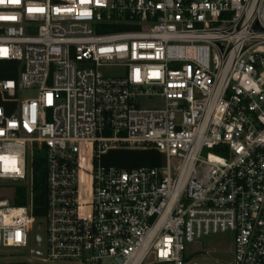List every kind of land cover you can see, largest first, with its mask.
Here are the masks:
<instances>
[{
    "label": "built area",
    "instance_id": "built-area-1",
    "mask_svg": "<svg viewBox=\"0 0 264 264\" xmlns=\"http://www.w3.org/2000/svg\"><path fill=\"white\" fill-rule=\"evenodd\" d=\"M0 61L19 63L0 79V248L33 238V264H215L189 247L230 233L231 264H264V0H3ZM143 148L164 163H102Z\"/></svg>",
    "mask_w": 264,
    "mask_h": 264
},
{
    "label": "trees",
    "instance_id": "trees-1",
    "mask_svg": "<svg viewBox=\"0 0 264 264\" xmlns=\"http://www.w3.org/2000/svg\"><path fill=\"white\" fill-rule=\"evenodd\" d=\"M113 30H119L115 28ZM19 63L10 61H0V79H17ZM0 105L4 103L0 100ZM6 105V104H5ZM8 112L12 111L13 105L7 104ZM103 165L114 166L120 169L132 170L142 166L159 167L164 163L163 155L153 148L143 149H116L110 150L102 157ZM32 170V204L35 217H42L47 210V163L45 150L35 152L30 160ZM27 187L21 185L17 187L15 205H25L27 203ZM0 264H33L25 260L9 259Z\"/></svg>",
    "mask_w": 264,
    "mask_h": 264
},
{
    "label": "rangeland",
    "instance_id": "rangeland-1",
    "mask_svg": "<svg viewBox=\"0 0 264 264\" xmlns=\"http://www.w3.org/2000/svg\"><path fill=\"white\" fill-rule=\"evenodd\" d=\"M99 71L107 76H115L121 74L124 70L122 67L109 66L102 67L99 69ZM36 94V88H21L19 92V96L23 100L35 97ZM151 103L153 104L154 102H150L147 100H143L142 102L143 107L151 106ZM29 171L31 172L32 176L31 166H29ZM30 182L31 178L29 176L25 183H28L30 185ZM17 187V185H12L9 188V191H7L10 194L7 193V195L9 194L11 196L12 190L14 188L17 189ZM35 231L36 227L34 226V232ZM36 248L37 243L32 238L28 246L24 248H0V259H32L34 255L30 254V249ZM189 248L190 252L194 253L192 256V259L194 260L209 261L215 264H231L234 250L233 236L230 233L211 235L203 239L200 243L191 245Z\"/></svg>",
    "mask_w": 264,
    "mask_h": 264
},
{
    "label": "water",
    "instance_id": "water-1",
    "mask_svg": "<svg viewBox=\"0 0 264 264\" xmlns=\"http://www.w3.org/2000/svg\"><path fill=\"white\" fill-rule=\"evenodd\" d=\"M39 239H41V234H39ZM39 253H41V250H38ZM8 261V259H0V262Z\"/></svg>",
    "mask_w": 264,
    "mask_h": 264
},
{
    "label": "snow or ice",
    "instance_id": "snow-or-ice-1",
    "mask_svg": "<svg viewBox=\"0 0 264 264\" xmlns=\"http://www.w3.org/2000/svg\"><path fill=\"white\" fill-rule=\"evenodd\" d=\"M3 0H0V3H2ZM12 2H18V0H12Z\"/></svg>",
    "mask_w": 264,
    "mask_h": 264
}]
</instances>
